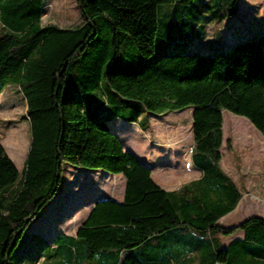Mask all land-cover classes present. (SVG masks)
Returning a JSON list of instances; mask_svg holds the SVG:
<instances>
[{
	"label": "trees",
	"instance_id": "1",
	"mask_svg": "<svg viewBox=\"0 0 264 264\" xmlns=\"http://www.w3.org/2000/svg\"><path fill=\"white\" fill-rule=\"evenodd\" d=\"M77 2L82 23L60 27L42 23L44 0H0V93L18 86L32 134L22 172L0 143V264H264V217L217 222L243 196L222 164L223 111L264 135V31L200 50L207 26L220 30L239 0ZM190 107L201 177L166 190L113 120L146 130L144 113ZM66 164L123 174L124 199L96 201L75 235L47 243L27 229L60 191ZM31 239L37 249L22 252Z\"/></svg>",
	"mask_w": 264,
	"mask_h": 264
},
{
	"label": "rangeland",
	"instance_id": "2",
	"mask_svg": "<svg viewBox=\"0 0 264 264\" xmlns=\"http://www.w3.org/2000/svg\"><path fill=\"white\" fill-rule=\"evenodd\" d=\"M44 1L43 24L53 23L60 27H75L82 23L83 16L77 0ZM238 9V14L236 13L230 19L231 21H226L220 30L212 24L207 26L206 38L198 43L200 50H207L219 41L227 43L233 25L235 26L232 31L238 34L252 30L255 26H262L264 30V0H239ZM239 20L241 22L238 23ZM160 54L161 52L157 51L156 56ZM26 109L25 97L18 86L7 85L0 93V143L4 145L20 172L23 171L32 140L31 125ZM193 110L190 107L159 114L146 112L143 114L149 120L146 130L141 128L139 122H128L116 118L120 122L131 124V127L137 128L135 131L126 127V131L130 132L127 136L121 135L123 126H118L119 132L117 130L115 132L131 152L152 167L153 179L164 189H176L182 183L199 176L196 174L198 170L193 165L191 158V150L194 146ZM108 117H111L110 111H108ZM110 123L112 124V122ZM254 130L261 134L263 140L257 138ZM223 132L224 140L220 148L223 167L243 190H246L244 187L250 189L252 195L250 193L242 197L238 207L223 216L220 224L230 226L250 216L264 217V135L248 118L229 110L223 111ZM228 137H232L235 141L234 147L230 150L226 146ZM230 158L231 164L229 163ZM185 160L189 162L188 165H185ZM241 172L245 173L243 179L250 176L260 184L261 190L258 189L260 192L254 187L242 186V181L239 179ZM79 180L82 184L71 191L68 186ZM98 183H102L101 189L104 192L120 197L125 191L126 178L123 174H113L103 169H84L66 164L60 191L33 223H36L50 207L51 215L57 214L56 225L59 224L54 226L58 229L57 233L52 236V241L62 233L74 234L85 217L86 204L97 194L95 187H98ZM66 191L70 193L65 200L68 205L64 211H61L57 203L59 198L63 195L66 196ZM253 195H256L257 198H254ZM41 249L46 256L50 254L49 247L45 244L41 245ZM19 253L22 254L20 250ZM23 259L26 262H20L19 257L16 258L15 264H35L32 258ZM54 260V264H58L56 259ZM50 262L51 260L48 259V261L43 260L38 264H51Z\"/></svg>",
	"mask_w": 264,
	"mask_h": 264
},
{
	"label": "crops",
	"instance_id": "3",
	"mask_svg": "<svg viewBox=\"0 0 264 264\" xmlns=\"http://www.w3.org/2000/svg\"><path fill=\"white\" fill-rule=\"evenodd\" d=\"M239 7V6H238ZM238 11H239V9H237V14H238ZM236 15V14H235ZM234 15V16H235ZM227 21H231L230 19L229 20H227ZM233 21V20H232ZM239 22H241L240 20L238 21V23ZM234 26L235 25H233L232 27H231V30H230V32H231V34H230V39H229V41L227 42V43H224V42H221V41H219L218 43H216L215 45H219L220 44V46H223V47H227V46H229V45H231L235 40H236V37L237 36H239V34L237 33V32H234V31H232L233 29H234ZM246 31H248V32H251V33H257V32H259V31H264L263 29H262V26L260 27V26H255L252 30H246ZM116 126H117V128H116ZM121 127V126H123V128H122V131H121V135L122 136H127L128 134H130V132L129 131H126V127H129L128 129H133V130H137V128L135 127V126H133V127H131V124H127V123H124V122H120V121H118V120H113V129L116 131L117 130V132H119V127ZM254 134L257 136V138H259V139H261V140H263V138H262V136H261V134H259V132H256V130H254ZM118 135V134H117ZM119 136V135H118ZM120 137V136H119ZM231 139H232V147L231 148H233L234 147V145H235V141H234V139L232 138V137H230ZM120 139L122 140V138L120 137ZM123 142V141H122ZM123 144H124V147H125V150H128V151H130L127 147H126V145H125V143L123 142ZM231 148H228L229 150L231 149ZM191 155H192V150H191ZM144 162V161H143ZM231 158L229 159V163L231 164ZM144 163H146V162H144ZM188 161L187 160H185V165H188ZM147 164V163H146ZM149 165V164H148ZM194 165V164H193ZM195 166V165H194ZM151 167V166H150ZM196 167V166H195ZM152 168V167H151ZM197 168V167H196ZM197 175H199L197 178H193L192 180H195V179H198V178H200L201 177V171L197 168ZM230 174V173H229ZM245 177V173L244 172H241V174H240V176H239V179L242 181V186L244 187V186H250V187H254L257 191H259L260 192V190H261V187H260V184H258L257 183V181L256 180H254V179H252V178H250V176H248L247 178H245V179H243ZM192 180H190V181H192ZM69 182H70V180H69ZM187 182H189V181H187ZM186 183V182H185ZM80 184H82V182L79 180L77 183H73L72 185H70V186H68V187H70V190L71 191H74V188L75 187H77V186H79ZM184 183H182L181 185H180V187L183 185ZM238 184V183H237ZM76 185V186H75ZM159 185V184H158ZM93 186H95V185H93ZM101 187H102V183H98V187H95V190L97 191V194L95 195V197L94 198H92L91 199V201L88 203V204H86V208H85V217H84V219L82 220V222L80 223V225L77 227V230H76V232L74 233V234H69V233H62V234H69V235H75L76 233H77V231H78V229H79V227L81 226V224L84 222V220L88 217V215L90 214V212H91V210L93 209V207H94V204H95V202L96 201H98V200H100V199H104V198H112V199H114V200H117V201H120V202H122L123 201V199H124V194H125V191H124V194H122L120 197H115V196H112L111 194H108V193H106V192H104L102 189H101ZM180 187H178V188H176V189H172V190H178ZM239 187L241 188V190H242V192H243V196L242 197H244V196H247V194H250L252 191L250 190V189H247V187H244L246 190H243L242 189V187L239 185ZM97 188V189H96ZM258 189H260V190H258ZM166 190H169V189H166ZM69 192L68 191H66V196H62L61 198H59V202L57 203V206L59 207V210H65L66 209V207H67V205H68V203H65V200H67V198H68V196H69ZM251 195H252V193H251ZM252 197V196H251ZM253 197L254 198H257V196L256 195H253ZM242 199V198H241ZM240 199V200H241ZM240 203V201L238 202V204ZM238 204H237V206L235 207V209L238 207ZM47 206V205H46ZM45 206V207H46ZM44 207V208H45ZM44 208H43V210H44ZM42 210V211H43ZM234 210V209H233ZM232 210V211H233ZM83 211V212H84ZM231 211V212H232ZM52 212V211H51ZM51 212H50V207L44 212V214H43V216H41L40 218H39V220L36 222V223H33V224H31L30 226H29V228L27 229V231L30 233V235H35V238H37V236H39V237H42L47 243H52V236L54 235V234H56L57 233V229H58V227H54V226H58V225H56V223H57V214H52L51 215ZM55 212V211H54ZM230 213V212H229ZM228 213V214H229ZM227 215V214H226ZM225 216V215H224ZM254 216H256V215H254ZM223 217V216H222ZM222 217L221 218H219V220L217 221L219 224H220V222H221V219H222ZM244 237V232L242 231V230H239V231H237V232H235V233H233V234H231V235H229V236H227V237H223L222 238V247L223 248H226L233 240H236V239H242ZM25 248L23 249V251L22 252H25L26 250H29V249H34V250H36L37 249V243H34L33 242V240L31 239V241H29V242H27L26 244H25ZM44 260V257L43 256H41V257H39L38 259H37V261L35 262V264H38L39 262H42ZM44 261H47L46 259L44 260ZM24 262H26V261H24Z\"/></svg>",
	"mask_w": 264,
	"mask_h": 264
},
{
	"label": "water",
	"instance_id": "4",
	"mask_svg": "<svg viewBox=\"0 0 264 264\" xmlns=\"http://www.w3.org/2000/svg\"><path fill=\"white\" fill-rule=\"evenodd\" d=\"M108 199H112V198H108Z\"/></svg>",
	"mask_w": 264,
	"mask_h": 264
}]
</instances>
